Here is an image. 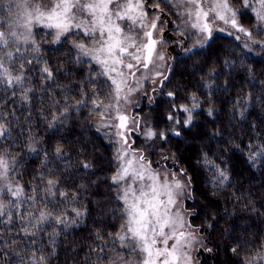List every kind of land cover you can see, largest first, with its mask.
<instances>
[{
	"label": "trees",
	"instance_id": "obj_1",
	"mask_svg": "<svg viewBox=\"0 0 264 264\" xmlns=\"http://www.w3.org/2000/svg\"><path fill=\"white\" fill-rule=\"evenodd\" d=\"M231 3L240 7V0ZM241 19L246 27L251 26L250 16ZM44 32L35 31L40 54L27 53V59L33 60L26 65L25 87L33 89L29 99H22L18 87L0 84V123L8 129L0 137V154L10 153L9 159L17 161L8 182L22 185L26 197L36 189L37 203H25L20 213H38L47 203L44 210L53 215L66 210L69 223L66 228L54 222L43 225L35 246L27 243L32 237L16 232L21 227L18 222L12 225L14 235L8 236L5 229L3 239L24 240L29 251L35 247L47 256V264H102L100 256L106 258V254L98 255L93 249L105 247L104 242L109 248L113 246L107 234L118 230L123 204L115 199L110 179L115 170L114 137L110 129L98 125L97 130L101 110H94L91 101L106 104L110 90L105 78L97 77L100 68L87 59L78 60L77 50L67 48L71 40L52 44L46 42L51 38H45ZM236 35L241 39H235ZM253 38L264 40V32L254 31ZM189 43L185 40L184 44L191 47ZM196 51L198 55L183 58L178 56L180 49L172 50V57L177 59L172 60L166 74L169 79L163 87L154 88L157 91L152 90V104L141 112V127L148 123L167 138H153L159 145L148 155L145 144L150 142L143 138L142 128L129 139L153 166L184 169L191 177L185 209L190 224L202 236L200 264H264L260 259L264 256V155L250 159L264 148V46L252 44L247 36L228 26ZM44 66L52 70V79L41 72ZM170 91L175 96L169 97ZM81 99L85 103L73 107ZM194 104L198 107L193 108ZM181 105L192 109L188 125L183 124L188 113ZM65 107L69 111L60 116L63 123L49 127L53 114L59 116ZM169 115L173 120L167 119ZM57 146L62 147L59 157L55 154ZM85 163L91 167L84 168ZM217 170L228 177L223 183L216 179ZM48 179L58 180L59 190L68 192L69 200L75 193V201L68 205L58 195L49 197ZM2 198L5 202L12 199L7 192ZM71 207L85 211L75 224L70 223L75 218ZM11 210L15 216L17 210ZM0 229L4 225L0 224ZM54 229L59 234L50 238L48 233ZM97 233L104 242L97 239ZM0 264H19V259L8 250L7 256H0Z\"/></svg>",
	"mask_w": 264,
	"mask_h": 264
},
{
	"label": "snow or ice",
	"instance_id": "obj_2",
	"mask_svg": "<svg viewBox=\"0 0 264 264\" xmlns=\"http://www.w3.org/2000/svg\"><path fill=\"white\" fill-rule=\"evenodd\" d=\"M165 15H175L179 19V23H171L175 24L180 37L186 34L189 39L195 37L191 47L183 41L178 42V56L183 58L198 55L196 50L208 43L214 30L225 31L224 28H214L217 21L243 33L252 44L264 46V40L253 38L254 31L264 32V0H240L238 8L233 7L231 0H0V84L18 87L22 99H29L28 93L33 89L25 87L28 78L26 65H31L33 60L27 59V53L40 54L41 43L36 39L35 29L41 28L47 30L44 37L51 38L46 42L58 44L62 40H71L72 47L77 50V59L87 58L98 65L97 77H104L110 90L113 103L105 104L97 99L91 101L94 110L102 109L99 111L101 127L114 129L111 135L115 137L113 142L117 148L114 153L115 170L110 179L115 188V199L123 204L118 230L107 234L112 238L113 246L107 247L103 237L97 233V239L104 242L105 247L93 251L98 255L106 254V258L100 256L102 264H193L191 250L198 242L199 230L185 220L180 207V197L188 194L191 177L184 169L164 173L154 169L152 161L133 146L134 140L129 139L141 130V118L126 115L120 106L122 99L128 102L129 96L142 87L143 80L152 78L153 69L158 67L157 61L165 60V54L159 51V46L167 43L163 38L165 29L161 27L170 22L162 18ZM246 15L251 17L250 27H246L241 19ZM85 38L90 43L85 42ZM235 39L240 40L241 37L236 35ZM28 45L30 47H24ZM244 47L249 48V44L245 43ZM41 72L47 79L53 78L49 67L44 66ZM137 73L146 74L137 76ZM154 76L159 79H153V83L158 82L160 87L169 79L161 71H155ZM92 91L95 95L94 87ZM167 95L173 97L175 93L170 91ZM192 99L196 100L195 95ZM84 103L82 99L76 100L73 107ZM180 107L188 113L183 124H190L192 109L186 105ZM195 107L198 105L194 104ZM68 111L65 107L59 116L53 114L49 127L62 124L60 116H66ZM167 119L173 120V116L169 115ZM175 122L181 123L180 120ZM7 131V126L0 123V137ZM174 134L180 135L179 132ZM143 135L146 139L167 138L165 133L151 127H147ZM30 151L37 149L30 148ZM55 154L57 157L63 154L61 146L56 147ZM258 155H264V148L250 159L254 160ZM9 157L10 153L0 154V181L8 180L9 173L17 166V161ZM205 163H209L207 158ZM82 166L91 167L88 163ZM217 171L216 179L221 183L227 180L225 172ZM46 183L49 197L58 195L63 198L61 202L68 205L75 201V193L69 200L68 192L59 190L58 180L48 179ZM5 192L12 197L7 202L2 198ZM35 192L33 189L34 194L26 197L24 187L19 183L13 185L9 181L0 185V224L4 225V229H0V256H7L8 250H12L19 264H47V256L35 247L29 251L24 240H4L5 229L8 236H13L12 225L18 222L21 227L16 232L32 237L27 243L35 246V237L43 230V225L54 222L66 228L69 223L66 210L53 215L51 211L44 210L47 203L38 213L27 210L20 213L25 203H37ZM11 209L17 210L15 216ZM71 212L75 216L70 221L72 224L85 214L84 210L76 207H71ZM58 234L55 229L48 233L50 238ZM232 251L236 252V249ZM260 259L264 260V256ZM246 264H251V261Z\"/></svg>",
	"mask_w": 264,
	"mask_h": 264
},
{
	"label": "rangeland",
	"instance_id": "obj_3",
	"mask_svg": "<svg viewBox=\"0 0 264 264\" xmlns=\"http://www.w3.org/2000/svg\"><path fill=\"white\" fill-rule=\"evenodd\" d=\"M162 18L170 21L167 25H161V27H164V29H165V31L163 33V38L165 41H167V43L160 45L159 51L165 54V60L164 61H157L158 67L153 69V74L155 71H161L166 75L168 73L169 67L171 66V63H172V59H171V57L173 55L172 50L180 49L178 42L183 41V43H185V40H186V42L188 44H190L189 41L193 42L195 37H192L191 39H189L187 37V34L183 38L180 37L179 32H178L177 28L175 27V24L171 23V21H175L176 23H179V19L175 15H165ZM228 26H230V25H225L222 21H217L214 28H216V29L224 28L226 31ZM181 28H183V25H181ZM36 30L47 31V30H44L41 28H36L35 31ZM217 32H221V31L214 30L213 35ZM85 42L90 43V41H88L87 38H85ZM71 47H72V45H71V41H70L69 43H67V48H71ZM84 59H87V58H84ZM96 66L99 68L98 65H96ZM145 74L146 73H137V76L145 75ZM153 79L158 80L159 78H156L154 75H152V78L143 80L142 81V87H140L137 92H134L129 96L128 102H125L123 99L121 100L120 106H121L122 111L126 115H129V116L138 115L139 117H141L142 110H145V108L147 106H150L152 104L150 94H151L152 90L159 85L158 82L153 83ZM132 86L135 87V84H132ZM109 103H113L112 97L109 98V100L107 101L106 104H109ZM112 115H115V113L113 112ZM96 121H97V126L99 125L101 127L102 121H101L100 116L97 117ZM99 126H98V128H100ZM147 127L152 128V126H149L148 123H146L145 126L143 125L141 128H142L143 138L147 142H150L149 144H145L146 145L145 152L148 155V154L153 153V148L157 147L159 145V143L154 142L153 139H146L145 138V136L143 135V131L146 130ZM101 128H103V127H101ZM110 131L113 132L114 129H110ZM114 139H115V137H114ZM116 148H117V145L115 146V150H116ZM152 167L154 169L159 170L161 173L169 172V171H178L176 169H172V168L167 167L165 165H161V166H157V167L152 165ZM181 179L185 180L186 178L181 177ZM7 182H8L7 180L6 181H0V185H3L4 183H7ZM189 192H190V185H189V188L187 190L188 194L180 197V207L184 211V218L187 222H189V216H188V212L185 209V200H186V197L189 195ZM197 236L199 238L198 242L194 243L193 249L191 250V255L193 257V264H200L199 248L202 244V236L199 235L198 233H197Z\"/></svg>",
	"mask_w": 264,
	"mask_h": 264
},
{
	"label": "bare ground",
	"instance_id": "obj_4",
	"mask_svg": "<svg viewBox=\"0 0 264 264\" xmlns=\"http://www.w3.org/2000/svg\"><path fill=\"white\" fill-rule=\"evenodd\" d=\"M152 75H154V74H152Z\"/></svg>",
	"mask_w": 264,
	"mask_h": 264
}]
</instances>
